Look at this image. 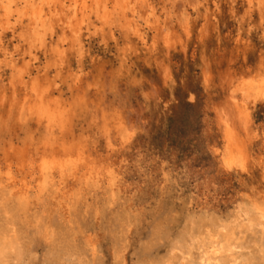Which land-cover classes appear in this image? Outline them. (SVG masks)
Listing matches in <instances>:
<instances>
[{
	"label": "rangeland",
	"instance_id": "rangeland-1",
	"mask_svg": "<svg viewBox=\"0 0 264 264\" xmlns=\"http://www.w3.org/2000/svg\"><path fill=\"white\" fill-rule=\"evenodd\" d=\"M149 2L159 28L138 18L147 44L118 17L107 25L92 17L81 45L60 16L45 32V46L35 43L27 21L13 22L1 35L19 68L12 73L0 50V184L5 153L63 139L62 129L69 145L112 170L100 181L83 178L84 171L69 181V229L58 214V190L33 194L22 226L30 254L21 264H181L197 240L211 236L240 240L246 243L240 254L258 255L264 231L243 228L241 220L264 201V99L250 109L247 130L233 119L244 167L225 166L215 116L232 103L242 78H264V0ZM135 8L137 17H148L147 6ZM34 79L61 116L48 135L35 119L39 105L29 99L23 106L24 82ZM119 123L131 136L125 144ZM105 129L112 131L110 144ZM70 241L81 262L56 260L54 248L64 250Z\"/></svg>",
	"mask_w": 264,
	"mask_h": 264
},
{
	"label": "bare ground",
	"instance_id": "bare-ground-1",
	"mask_svg": "<svg viewBox=\"0 0 264 264\" xmlns=\"http://www.w3.org/2000/svg\"><path fill=\"white\" fill-rule=\"evenodd\" d=\"M253 1L248 0L250 4ZM257 1L259 4L263 3V0ZM138 3L148 7L146 11L148 17L146 19H143L142 16L137 17L135 6ZM128 11L132 12L131 18H129ZM57 16H60L59 19L61 21H65L64 23L72 33L71 37L79 44L80 35L82 30H84L83 26L90 25L92 17L103 25L109 24L112 19L118 17V21L120 19L123 20V27L126 30H132L145 44L148 42H146V34L139 19L144 20V24L149 29L157 31V28H159V18L149 0H0V50L1 55L4 57V65L12 73L18 72V59L3 44L1 38L3 31L13 26V22L23 24L27 21L28 24L26 25H28L35 43L45 46V32L52 26V22L55 21L53 17ZM114 21L116 20L114 19ZM94 26L97 27L95 24ZM156 42L155 40L152 45L155 46ZM56 48L54 49L55 53H57ZM61 53L63 52L58 51L57 54L60 55ZM36 80L24 82L25 89L29 93L25 97L23 106L29 103V99L31 100L30 102L35 101L39 105L35 119L40 128L46 129L48 135L51 129L58 126L61 116L53 108L50 93L42 95L36 89ZM11 85H14L13 81H11ZM237 97L239 100L236 99ZM231 98L232 103L228 102L229 104L226 105L225 102L227 109L217 110L218 112H216L217 115L215 116L217 117L216 121L218 122L224 145L223 150L220 152L225 166L229 169L238 166L244 167L246 163L245 155L241 149L242 146H240L238 135L235 132L237 126H235V122L238 121L239 126L243 130L248 129L250 109L255 105L256 101L264 99V78L251 79L250 81L242 78V82L237 87L235 94L231 95ZM117 128L122 144L129 142L131 136L128 128L123 126L122 123L117 124ZM62 130L64 132L63 139L62 136L51 139L50 144V140H44L45 142H42L43 145H40V143L36 146L34 145L33 151H29L30 149L24 151L22 149H12L13 153H5V183L0 184V264H21L26 259V256L29 257V240H22V226L25 223V215L27 216L29 212L30 200L33 194H44L47 191L53 193L58 190V194L62 199V202L58 205V214L61 222L66 223L69 229L72 223V200H74L70 194L71 185L69 181L71 179V183L78 181V176L82 171H84L82 172L83 174L81 173L83 178L91 177L95 181H100L112 173L110 165L106 167L99 158L88 157L83 147L69 145L65 139V129ZM111 132V130L105 129L103 133L109 144L113 141ZM1 168L0 161V171ZM252 213V218L248 217L241 220V223L243 222L241 227L250 229L256 225L264 231V201L263 203H254ZM56 221V219H53L52 223L50 222L51 225ZM44 224L43 218L38 216L36 225L40 232L43 231ZM245 245L246 243L240 240H217L215 236H211L209 240H197L194 248L187 253L189 257L183 259L181 264H264V240H261L260 246L256 248L258 254L256 257L242 255L237 251L243 249ZM84 246L91 247L92 245L87 244L86 241ZM73 247L70 241L67 246H64V250L54 248L56 250L55 253L58 254L56 255V260H61L62 257H69L81 262L83 254L79 253V247L74 245ZM177 248L179 246L174 245L172 250ZM162 264L172 263L164 261Z\"/></svg>",
	"mask_w": 264,
	"mask_h": 264
}]
</instances>
